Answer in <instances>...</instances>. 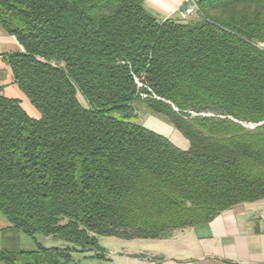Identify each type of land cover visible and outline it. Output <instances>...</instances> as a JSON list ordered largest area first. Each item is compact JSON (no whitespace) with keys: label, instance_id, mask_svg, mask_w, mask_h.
<instances>
[{"label":"trees","instance_id":"16d2710c","mask_svg":"<svg viewBox=\"0 0 264 264\" xmlns=\"http://www.w3.org/2000/svg\"><path fill=\"white\" fill-rule=\"evenodd\" d=\"M195 2L186 21L144 0H0L20 46L0 57L39 114L0 92V212L63 243L0 260L102 259L97 236L162 238L264 199V0Z\"/></svg>","mask_w":264,"mask_h":264},{"label":"crops","instance_id":"0c3cea01","mask_svg":"<svg viewBox=\"0 0 264 264\" xmlns=\"http://www.w3.org/2000/svg\"><path fill=\"white\" fill-rule=\"evenodd\" d=\"M187 5L188 0H144V7L160 19H181L179 12ZM7 48L12 52L20 46L0 28V54ZM0 89L6 97L21 96L22 101H26L1 57ZM36 112L34 118L39 115ZM144 119H148L147 128L166 136L181 149L188 147V141L163 120L150 114H145ZM263 209L264 199L241 203L222 211L207 223L177 229L156 239L100 236L98 244L103 258L98 261L101 264H264ZM25 241L0 212V252L19 256V253L29 251L22 245L27 246ZM85 256L90 257V254ZM0 264L12 263L0 260Z\"/></svg>","mask_w":264,"mask_h":264},{"label":"rangeland","instance_id":"374dc122","mask_svg":"<svg viewBox=\"0 0 264 264\" xmlns=\"http://www.w3.org/2000/svg\"><path fill=\"white\" fill-rule=\"evenodd\" d=\"M195 19H196V17H194V15H193L190 18H188L186 21H188V20L191 21V20H195ZM3 51H6L5 53L11 52L8 48L5 49V50L3 49ZM0 91H1V89H0ZM77 96H78V99L81 102V104L84 105V106H86V103L83 100V98L81 97V95L78 94ZM16 98H19L21 100V102H23V105H24L23 108L27 111V113L31 117H34L36 110L33 107H30L31 105L28 102V100L25 99L26 101H24V100L22 101V97L21 96L20 97L19 96H16ZM136 115H137V120L143 126H146L147 127L148 126V121H147L148 119L147 120L144 119L145 113H142V111H138ZM38 117H39V115H38ZM245 125H246V127L252 128V126H250L248 124H245ZM17 230L19 231V235L23 238V240L24 241L27 240V241H25V242H27V246H26V244H22V245H23V247H27L25 249H28V250L35 249L36 248V243H38V244H40V245H42L44 247H58V246H61L63 244L59 240L52 239L50 237H45V236H43L41 234L36 235L35 240H32L31 238H29L26 235H24L21 230H19V229H17ZM21 234H23V235H21ZM99 237L100 236H97V239ZM17 244H18V241H17ZM85 254H83V253H77V252L73 253V255H72V259H73L72 262L73 263H78V264H101V262L98 261V259L92 260L90 257L85 256Z\"/></svg>","mask_w":264,"mask_h":264},{"label":"built area","instance_id":"2783aa9c","mask_svg":"<svg viewBox=\"0 0 264 264\" xmlns=\"http://www.w3.org/2000/svg\"><path fill=\"white\" fill-rule=\"evenodd\" d=\"M197 12V5L195 0H188V5L179 12V16L183 20H187L191 16L195 15ZM209 115V114H204ZM262 214L264 215V209L262 211Z\"/></svg>","mask_w":264,"mask_h":264},{"label":"water","instance_id":"95a60500","mask_svg":"<svg viewBox=\"0 0 264 264\" xmlns=\"http://www.w3.org/2000/svg\"><path fill=\"white\" fill-rule=\"evenodd\" d=\"M261 124V123H260ZM260 124H256V125H250V126H252V128L254 127V126H257V125H260ZM246 126V125H245Z\"/></svg>","mask_w":264,"mask_h":264}]
</instances>
